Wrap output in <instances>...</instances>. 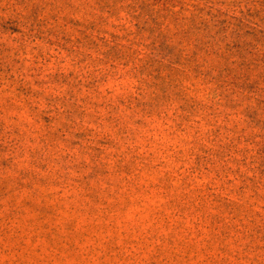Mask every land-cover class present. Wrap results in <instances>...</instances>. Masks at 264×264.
Segmentation results:
<instances>
[{
    "label": "rangeland",
    "instance_id": "1",
    "mask_svg": "<svg viewBox=\"0 0 264 264\" xmlns=\"http://www.w3.org/2000/svg\"><path fill=\"white\" fill-rule=\"evenodd\" d=\"M0 264H264V0H0Z\"/></svg>",
    "mask_w": 264,
    "mask_h": 264
}]
</instances>
